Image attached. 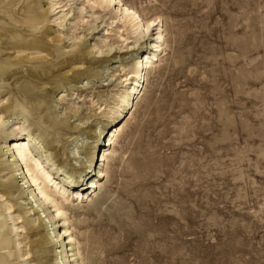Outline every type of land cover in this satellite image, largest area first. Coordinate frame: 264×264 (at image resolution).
Here are the masks:
<instances>
[{"label":"rangeland","instance_id":"1","mask_svg":"<svg viewBox=\"0 0 264 264\" xmlns=\"http://www.w3.org/2000/svg\"><path fill=\"white\" fill-rule=\"evenodd\" d=\"M125 1L145 7L147 17L162 15L168 47L117 138L125 161L106 182L110 199L94 235L107 244H92L85 256L92 249L97 264H264V0ZM46 2L34 0L33 7L43 12ZM69 20L59 27L61 36ZM55 27L47 22L27 39L40 31L56 35ZM77 30L74 45L49 42L70 47L52 62L47 92L53 82L76 80L65 75L68 66L86 75L100 63L94 54L77 55L76 45L90 46L101 29ZM106 82L89 81L87 89L69 93L79 100L78 115L88 112L83 95L100 102L95 95L111 88L99 87ZM11 97L0 93L3 102ZM88 180L81 182L83 196L92 191L84 187Z\"/></svg>","mask_w":264,"mask_h":264},{"label":"bare ground","instance_id":"2","mask_svg":"<svg viewBox=\"0 0 264 264\" xmlns=\"http://www.w3.org/2000/svg\"><path fill=\"white\" fill-rule=\"evenodd\" d=\"M46 1L39 13L34 0H0V93L12 94L0 100V264H97L100 258L92 257V249L87 256L84 251L107 244L94 235L110 199L106 182L125 161V153L115 149L117 138L143 95L148 72L166 55L167 27L162 15L147 17L145 7L125 0H82L75 9L70 0ZM70 17L61 36L59 27ZM47 22L55 24L58 34L40 31L41 37L28 41L27 33ZM86 24L102 34L90 46L78 43L77 55L94 54L100 63L86 75L68 66L65 75L76 80L53 82L47 92L43 83L52 62L70 47L49 42L65 39L74 45L80 38L76 30ZM117 47L120 52L113 54ZM6 50L13 53L3 57ZM121 54L127 64L119 62ZM100 80L107 82L99 87L111 88L95 95L100 102L84 94L88 112L78 115L79 100L75 103L69 93ZM82 180H88L86 189L92 188L86 196ZM31 255L36 257L32 263Z\"/></svg>","mask_w":264,"mask_h":264}]
</instances>
